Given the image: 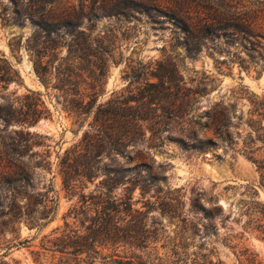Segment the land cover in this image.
Listing matches in <instances>:
<instances>
[{
  "label": "rangeland",
  "instance_id": "374dc122",
  "mask_svg": "<svg viewBox=\"0 0 264 264\" xmlns=\"http://www.w3.org/2000/svg\"><path fill=\"white\" fill-rule=\"evenodd\" d=\"M159 1L165 10L177 13V21L159 15L162 13L142 18L103 16L94 26L99 37L115 35L114 56L108 61L98 104L130 91L141 96L147 81H157L149 71L160 61L174 64L185 86L163 94L161 100L149 102V97L132 102L148 117L141 144L130 146L115 160L104 159L102 164L129 169L124 172L126 181L143 171L141 179L150 184L146 166L134 169L145 162L153 166V173L161 171V178L147 192H142L140 185L127 191L129 184H122L114 195L133 194V207L146 212L147 228L158 237L156 244L164 263L175 264L182 258L186 261L179 264H199L203 259L264 264V239L254 228L255 213L264 210V189L258 185L260 172L248 158H264V147L259 141L252 144L254 153L246 147L250 136H255L248 125L252 118L248 112L257 96L264 99V0ZM27 3L0 0V69L4 72L8 61L18 72H11L10 83L0 85V110L9 105L19 108L30 100L25 99L26 94L34 90L40 92L50 115L44 113L38 123L24 129L14 122L5 127L0 118V264H67L74 257L70 253L74 249L62 247L66 234L70 229L85 233L94 212L76 216L82 197L66 189L58 163L65 150L80 140L87 125L76 133V118L63 108L59 92L47 89L34 70L27 41L36 25L29 18L23 23L17 21V11L23 12ZM79 4L80 0H58L55 11L78 9ZM61 49L64 55L66 48ZM143 66L148 72L142 75L139 71ZM183 93L186 100L180 101ZM171 104L179 106L173 113L166 109ZM225 107L230 114L229 129L220 136L211 124ZM27 131L38 136L25 156L20 161L6 156L7 151L14 152L20 133ZM210 137L215 139L213 145L198 147ZM47 149L51 164L39 166L45 163ZM11 162L31 173L26 186L4 179L5 172L18 170ZM101 171L85 182V194L97 191L105 177ZM13 203L31 204L39 221L29 224L24 218L16 220L6 214ZM217 208L212 217L210 213ZM99 248L103 255H130L133 251L112 242ZM79 256L81 264L105 261Z\"/></svg>",
  "mask_w": 264,
  "mask_h": 264
},
{
  "label": "trees",
  "instance_id": "16d2710c",
  "mask_svg": "<svg viewBox=\"0 0 264 264\" xmlns=\"http://www.w3.org/2000/svg\"><path fill=\"white\" fill-rule=\"evenodd\" d=\"M14 1L21 5L28 2L23 12L17 11V21L23 23L29 18L36 25L34 34L28 38L27 49L33 57L34 70L38 78L47 89L52 88L59 92L63 108L76 118L75 123L78 124L76 133L87 125L80 140L65 150L58 163L66 189L71 193L79 192L82 197V207L76 216L86 215L89 211L94 212L90 222L85 225V233L70 229L69 234H66L65 247H62L74 249L70 252L74 257L67 264H81L77 260L81 254L94 258L101 257L105 260L104 264H168L164 263L159 255L156 244L159 241L158 237L152 235L147 228L146 212L133 207V194L124 197L114 195V191L122 184H129L126 187L127 191L140 185L142 192H147L149 187L161 178V171L153 173V166L145 162L136 164L134 169H141L143 166L148 168L146 171L149 173V176H146L150 181L148 184L147 180L141 179L143 171H137V177L134 179L129 177L126 181L124 172L129 169L119 165L103 166L102 163L106 158L115 160L119 155H125L130 146L136 147L141 144L144 122L148 117L140 106L132 102L149 97L151 98L149 102L156 98L161 100L163 94H171L174 88L185 87L184 82L178 76L174 64L168 65L160 61L155 69L149 71L157 81H147L146 86L140 90L141 96L130 91L129 95L122 93L105 103L98 104L108 74V61L114 56L115 35L105 34L99 37L94 34V26L96 19L103 16L142 18L143 15L154 17L162 13L159 15L177 21V13L173 9L165 10L159 0H80L78 9L66 8L59 13L55 11L58 0ZM48 6L50 8H47ZM87 22L89 25L81 28ZM62 47L66 48L64 55L61 54ZM6 62L8 63L6 70L2 72L0 69V85L12 81L11 72L18 75L9 62ZM145 69L148 68L143 66L139 74H146L148 71H144ZM30 92L31 94H26L25 97L30 100L21 103L19 108L9 105L0 110V118L3 117L5 127L14 122L23 129L29 128L38 123L44 113L50 115V110L43 105L40 92L34 90ZM186 97L187 95L183 93L180 101L186 100ZM258 98L257 96L253 100L248 112L252 117L248 120V125L251 134H255L254 137L250 136L246 145L251 149L250 153H254L255 148L252 144L256 141L261 142L264 147V99ZM178 107L171 104L166 109L173 113ZM225 108L226 111L221 110L216 114L211 124L217 135L229 129L230 114L228 108ZM20 135L19 143L13 147L14 152L5 153L6 156L16 158L18 161L25 156L26 149H30L33 139L38 136L30 131L21 132ZM214 143L215 139L210 137L202 140L198 147L203 148L204 144L210 146ZM44 154L45 163H39L42 167L51 164L47 161L51 154L50 149ZM248 158L260 172L258 185L264 189V158H255L252 155ZM14 165L18 170L5 172L4 179L8 183L20 182L22 187L26 186L30 182L31 173L19 164ZM101 170L105 172V177L97 185V191L85 194L83 192L85 182L92 181L97 173L102 172ZM218 210V208L212 210L210 215L214 217ZM35 213L36 209L31 204L22 206L18 203H13L6 211V214L12 215L16 220L24 218L29 224L39 221ZM255 215L257 217L254 221L257 225L254 228L264 239V210H259ZM182 221L185 223L184 219ZM66 226L70 225L66 223ZM105 242L117 243L133 251L130 255L128 253L103 255L99 247H103ZM136 251L141 254H137ZM246 251L247 254L248 249ZM248 259L252 261L253 257ZM156 260L160 262L155 263ZM179 261L186 259L178 258L175 264H179ZM199 264L223 263L203 259Z\"/></svg>",
  "mask_w": 264,
  "mask_h": 264
}]
</instances>
